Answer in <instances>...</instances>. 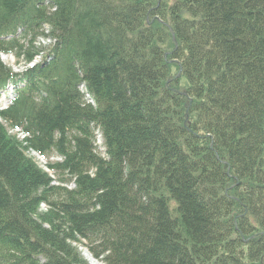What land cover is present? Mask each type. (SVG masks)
<instances>
[{
    "label": "trees",
    "instance_id": "16d2710c",
    "mask_svg": "<svg viewBox=\"0 0 264 264\" xmlns=\"http://www.w3.org/2000/svg\"><path fill=\"white\" fill-rule=\"evenodd\" d=\"M49 2L0 0V51L32 59L45 23L57 38L0 113L30 136L0 121V264H88L78 245L104 264H264V0ZM19 27L27 46L1 39ZM237 160L259 180L223 175Z\"/></svg>",
    "mask_w": 264,
    "mask_h": 264
},
{
    "label": "bare ground",
    "instance_id": "6f19581e",
    "mask_svg": "<svg viewBox=\"0 0 264 264\" xmlns=\"http://www.w3.org/2000/svg\"><path fill=\"white\" fill-rule=\"evenodd\" d=\"M171 30L173 31L172 27H170ZM173 38H176V36H173ZM42 59L47 63L49 64L51 59L49 57V55H42ZM0 117H1V114H0ZM35 149L33 148H30L28 150H26L25 154L30 158L33 153H34ZM106 151V150H105ZM103 152V156H107V153L106 152ZM223 156H219L220 158V161L222 162V164L225 163V159H229L230 156H232V153L230 151H223L221 153ZM261 156L264 157V148H262L261 152H260ZM261 160H264V158H261ZM236 166H232L230 167V164L225 166V168L222 169V173L223 175H225L226 177H229L230 179H236V180H240V179H244V180H247L245 179L246 176L245 175H249L250 177H253L254 180H259V177L257 175L259 174H256V173H252L250 170H249V166L247 163H242L240 161H236L235 163ZM236 185H239V182L236 183ZM81 254L83 255V253L81 252ZM93 263V262H92Z\"/></svg>",
    "mask_w": 264,
    "mask_h": 264
},
{
    "label": "rangeland",
    "instance_id": "374dc122",
    "mask_svg": "<svg viewBox=\"0 0 264 264\" xmlns=\"http://www.w3.org/2000/svg\"><path fill=\"white\" fill-rule=\"evenodd\" d=\"M6 62L10 63V64H13V58L9 57V58H4ZM99 151H101L102 149L101 148H98ZM70 186H73L72 184H70ZM45 208L47 209L48 206L46 205ZM79 250H81V252L89 259V261H92L93 264H104L103 262L101 261H96L95 259H92L91 257H89V252L83 247V246H80L79 245ZM91 262V263H92Z\"/></svg>",
    "mask_w": 264,
    "mask_h": 264
}]
</instances>
